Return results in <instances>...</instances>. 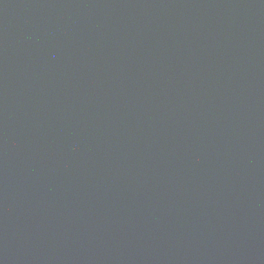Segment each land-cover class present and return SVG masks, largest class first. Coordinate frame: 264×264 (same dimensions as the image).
I'll return each mask as SVG.
<instances>
[{
    "label": "water",
    "instance_id": "95a60500",
    "mask_svg": "<svg viewBox=\"0 0 264 264\" xmlns=\"http://www.w3.org/2000/svg\"><path fill=\"white\" fill-rule=\"evenodd\" d=\"M0 264H264V0H0Z\"/></svg>",
    "mask_w": 264,
    "mask_h": 264
}]
</instances>
